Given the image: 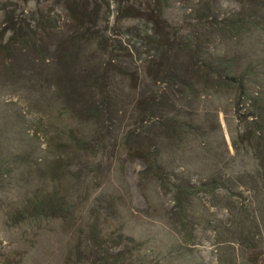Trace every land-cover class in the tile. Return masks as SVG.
Listing matches in <instances>:
<instances>
[{
    "label": "rangeland",
    "instance_id": "1",
    "mask_svg": "<svg viewBox=\"0 0 264 264\" xmlns=\"http://www.w3.org/2000/svg\"><path fill=\"white\" fill-rule=\"evenodd\" d=\"M70 2L0 0V264H264V0Z\"/></svg>",
    "mask_w": 264,
    "mask_h": 264
},
{
    "label": "trees",
    "instance_id": "2",
    "mask_svg": "<svg viewBox=\"0 0 264 264\" xmlns=\"http://www.w3.org/2000/svg\"><path fill=\"white\" fill-rule=\"evenodd\" d=\"M71 0H64V2L70 6L69 8H72V4L70 2ZM41 2V0H39ZM13 12V11H11ZM84 15L86 16L87 13L84 12ZM42 16V17H41ZM41 16H37L36 13H34L31 17L28 13L22 12V16L17 18L19 22H40L44 19V17L48 16V14H41ZM17 17V16H16ZM235 18V17H234ZM233 18V19H234ZM230 22H239V24H249L251 23V16L249 15H237L235 20L230 19ZM29 24V23H28ZM224 24V23H223ZM24 27H27L26 25ZM31 33V32H30ZM32 34V33H31ZM248 64L244 68H234V66H229L228 62L229 60H226L224 62H218V60L214 59L210 61H206L203 58H198V62L202 64L205 68L211 69L215 72V77L218 79L219 82H224L228 81L230 85H234L233 87H236L238 89L239 96L237 98V104L245 103L244 105L248 104L249 101V113L247 114V117H254L258 118L257 121H255V125L259 128L261 135L264 136V103L261 105L258 113L253 112L250 110V108L253 105V96H250L251 94V89L253 83L256 81V79L259 77V72L256 70V65L254 64V59L252 57L247 58ZM209 70V72H211ZM212 73V72H211ZM258 93L259 95L264 97V81L259 80L258 82ZM160 108V106H159ZM162 118V117H161ZM174 119L169 120L167 123H171ZM161 121V120H160ZM1 165V164H0ZM67 164H61L60 170L65 169ZM0 170H3L0 166ZM65 173V172H64ZM80 173H77V176H79ZM222 180L216 176L210 179V181H201V182H196V183H188V187L191 188H199V187H205V189H208V184L209 185H214L217 183H220ZM231 188V186H229ZM175 189V188H174ZM55 199H57V203H59V200L62 199V197L55 198L53 194H51L48 198H39V197H32V205H33V211L32 213L38 212H45V211H55V212H60L61 207L58 205H52L54 203ZM67 201H64L63 203H59L60 206H63ZM65 209V208H64Z\"/></svg>",
    "mask_w": 264,
    "mask_h": 264
}]
</instances>
